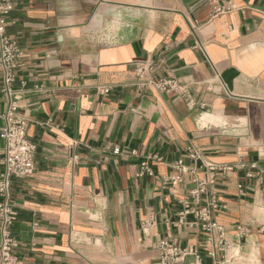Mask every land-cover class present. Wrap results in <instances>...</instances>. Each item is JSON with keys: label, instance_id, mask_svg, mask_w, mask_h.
Returning <instances> with one entry per match:
<instances>
[{"label": "crops", "instance_id": "obj_1", "mask_svg": "<svg viewBox=\"0 0 264 264\" xmlns=\"http://www.w3.org/2000/svg\"><path fill=\"white\" fill-rule=\"evenodd\" d=\"M218 3L235 9L214 15L208 0H15L8 32L24 53L18 78L47 91L20 101L37 147L34 176L12 187L23 264H158L160 241L185 248L203 236L177 224L193 185L190 176L172 184L174 162L191 164L195 148L206 162L264 164V0ZM146 60L152 77L178 81L186 97H138L133 64ZM145 163L151 173L141 175ZM218 190L215 218L238 247L237 264H264V185L239 172Z\"/></svg>", "mask_w": 264, "mask_h": 264}, {"label": "built area", "instance_id": "obj_2", "mask_svg": "<svg viewBox=\"0 0 264 264\" xmlns=\"http://www.w3.org/2000/svg\"><path fill=\"white\" fill-rule=\"evenodd\" d=\"M213 7L214 15L227 13L235 9L234 5L221 6L219 0H208ZM15 9V0H0V78L1 93L6 101L5 109L0 113V140L4 142L0 150L3 158L0 161V264H23L17 256L18 242L13 228L18 214L13 202L14 179H26L36 172L35 156L37 147L28 138L29 117L26 111L20 113V101L27 93H46L42 85L29 86L20 81L18 74L23 66L24 53L18 41L9 32L8 18ZM205 51V49L203 48ZM134 87L138 97L143 98L150 91L175 94L186 97L187 87L174 79H155L152 77L154 63L152 60L137 61L134 64ZM109 88L103 89L107 94ZM119 148L114 150L119 155ZM191 164L180 159L172 164L174 186L182 184L187 176L191 177L193 188L187 197L179 200L182 210L178 215L177 224L188 228H199L202 241L197 246L180 247L162 240L157 245L158 264H237L240 259L238 247L232 242L226 228L220 225L215 216L222 208L219 199V184L233 174L244 172L247 179L256 180L264 185V164L238 161L234 164H216L206 162L200 150L191 148L187 155ZM199 171L203 177H199ZM151 173L148 164L142 165V173ZM243 191V186L238 185ZM190 218L193 220L188 221ZM154 220L146 223L153 227ZM238 237L247 235L248 230L239 227Z\"/></svg>", "mask_w": 264, "mask_h": 264}]
</instances>
